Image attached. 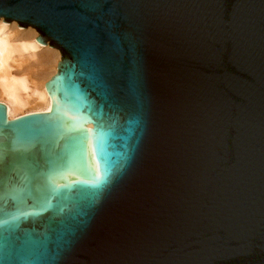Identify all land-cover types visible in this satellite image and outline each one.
<instances>
[{
    "label": "water",
    "instance_id": "1",
    "mask_svg": "<svg viewBox=\"0 0 264 264\" xmlns=\"http://www.w3.org/2000/svg\"><path fill=\"white\" fill-rule=\"evenodd\" d=\"M1 18L61 59L48 112L0 103V264H264V0H0Z\"/></svg>",
    "mask_w": 264,
    "mask_h": 264
},
{
    "label": "bare ground",
    "instance_id": "2",
    "mask_svg": "<svg viewBox=\"0 0 264 264\" xmlns=\"http://www.w3.org/2000/svg\"><path fill=\"white\" fill-rule=\"evenodd\" d=\"M0 19V103L7 109L8 120L46 113L51 98L45 84L57 73L61 56L58 50L35 42L37 32L17 28L16 22Z\"/></svg>",
    "mask_w": 264,
    "mask_h": 264
},
{
    "label": "snow or ice",
    "instance_id": "3",
    "mask_svg": "<svg viewBox=\"0 0 264 264\" xmlns=\"http://www.w3.org/2000/svg\"><path fill=\"white\" fill-rule=\"evenodd\" d=\"M113 148H117L118 146L113 145ZM105 142L102 140L101 142V148H100V154L103 157L105 155ZM114 154H119V153H114ZM105 171H109L107 162L105 163ZM88 183V182H84ZM4 187V175H3V165H2V158H0V189ZM63 211V209H61ZM4 221L0 220V227H3Z\"/></svg>",
    "mask_w": 264,
    "mask_h": 264
}]
</instances>
